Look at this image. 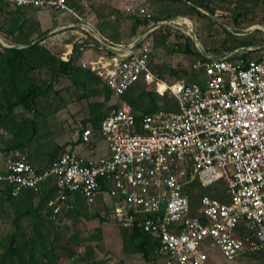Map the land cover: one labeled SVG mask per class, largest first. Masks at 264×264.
Segmentation results:
<instances>
[{"label": "built area", "instance_id": "1", "mask_svg": "<svg viewBox=\"0 0 264 264\" xmlns=\"http://www.w3.org/2000/svg\"><path fill=\"white\" fill-rule=\"evenodd\" d=\"M0 1L72 12L68 0ZM137 12L150 19L147 10ZM75 18L81 31L98 43L78 39V51L104 52V63L94 72L114 97L137 84L155 86L161 95L168 91L175 109L157 110L137 120L126 105L108 108L97 131L108 155L89 161L64 151L42 168L22 156L7 157L0 188L17 198L52 187L54 215L72 211L79 198L87 205L109 199L122 228L139 227L158 241L159 264H210V248L229 261L264 251V56L251 60L205 56L200 84L168 85L151 71V49L145 43L132 48L112 43L85 20ZM162 25L180 26L176 20L152 23L142 39ZM68 27L74 25L64 28ZM80 66L86 68L83 62ZM93 136L85 129L81 142L90 145ZM192 183L202 188L221 183L224 194L200 196L192 214L186 194Z\"/></svg>", "mask_w": 264, "mask_h": 264}, {"label": "trees", "instance_id": "2", "mask_svg": "<svg viewBox=\"0 0 264 264\" xmlns=\"http://www.w3.org/2000/svg\"><path fill=\"white\" fill-rule=\"evenodd\" d=\"M220 1L145 0V3L151 14L150 22L153 24L179 16L188 19L191 16H196L197 19L201 20L203 25H205L206 34L204 43L200 45L206 56L217 58L231 55V59L238 57L249 60L254 59V53L260 50H247L237 54V50L241 47H251L253 44H239L236 38L240 37L236 36L234 34L235 32H227L223 27V25L233 26L237 24L238 28L241 29V26L238 24V16L243 17L246 13L236 12L234 8L227 12H220L217 8ZM0 4H2L0 5V9H3V13H0V32L7 37H11L15 45L13 48H0V111H4V113L0 114V119L10 116L17 109H23L29 112L38 111L37 105L39 99L48 96L52 86L58 83L60 78L68 79L72 86L81 89L82 93L79 95V100L84 99L88 101L92 99L88 103L90 113L88 120L92 126L93 133L98 131L101 120L104 118L108 108L111 107L120 108L126 105L133 113L137 112V120H140L143 115L156 112L157 110H174V104L169 103L166 95L162 96L164 97L163 105L159 107L156 100L153 99L152 90H143L134 97L132 95L134 87L130 88L122 96L117 97L116 99L118 101L115 104L105 108L104 105L113 95L106 87L104 81L93 70L90 68L85 69L77 65L76 61L80 52L78 51V44L76 42L73 46L70 59L64 61L62 58L64 51H62L61 55L54 54L43 45V42L46 40L44 35L47 32L42 31L37 34L34 30L36 27L33 28L27 25L28 17L24 9L4 4L1 1ZM201 10L207 12L211 18L223 20V25L220 27L221 30L215 29V21H212ZM111 14V11L107 13L96 11V29L102 37L113 43L121 41L120 29L124 21L131 22L130 27L132 32H135L138 26H145L148 23L147 21H142L136 15L126 17L124 14L119 17L117 15V18L112 21L110 20ZM228 20H232L234 22L232 23L233 25L225 23L229 22ZM184 21L190 26L189 21ZM13 23L17 24L16 28L12 26ZM252 25L253 22L249 21L247 27ZM150 36L153 37V47H167V39L173 37L175 43L171 51L173 53L199 57V70L200 74L203 75L202 64L207 62L208 59L199 53L194 42L188 36L183 33H178L177 30H173V28L171 29L167 25H162L150 33L137 47L142 45ZM181 38L184 39L183 42H180ZM91 39L89 36L85 40V43L94 41L97 46L98 43ZM16 45H23L24 47L17 48ZM152 57L151 50L149 56L150 69L153 74L163 79L161 72L164 67L163 65L153 63ZM43 70L47 71L50 76L47 82L40 83L34 76V73H40ZM199 75L193 78L197 79ZM162 86V84L159 85V91ZM155 89L156 87L153 86V91ZM55 93L58 94L57 91ZM97 97L102 98L101 102L94 101ZM144 99H148V106L143 105ZM32 128L33 132H35V123L33 122ZM87 128L85 125L84 129L81 130L78 142H81L80 136L83 130ZM62 150L63 148L56 149L48 158L46 165L64 152ZM31 159L33 160V158ZM27 161L35 166L33 164L35 161L32 162L30 159ZM42 167L39 166L38 168ZM224 190L221 183L207 188H202L196 183H192L186 188V194L190 198L191 204L195 206L200 196L209 195L219 198L224 194ZM54 194V189L51 187L48 190H42L38 193L26 192L14 198L0 188V206H4V204L13 205L16 200H18V204L27 200L31 206L33 199H37L36 206L26 208L22 212L15 211L11 219V230L4 236H0V264H59L62 258L71 257L72 243L75 238L66 237L63 232L64 229L62 230L61 227L64 226L62 225L64 219L71 218L73 214L76 215L79 209L77 204H75L72 211L61 210L60 213L54 215L51 204L55 197ZM101 202L100 200L96 204V210L98 212L101 209L107 211V213L111 214V218L115 220L110 208L106 205L107 202ZM103 220L100 217V221L104 222ZM128 237L137 253L141 254L147 262L150 261L152 254L155 255L156 260L162 258L159 253L158 241L143 233L139 227L129 229ZM95 238H99V236L97 235ZM150 262L153 264L154 261Z\"/></svg>", "mask_w": 264, "mask_h": 264}, {"label": "rangeland", "instance_id": "3", "mask_svg": "<svg viewBox=\"0 0 264 264\" xmlns=\"http://www.w3.org/2000/svg\"><path fill=\"white\" fill-rule=\"evenodd\" d=\"M226 5L228 7L227 9H233L235 7L242 14L246 13L243 17L238 16V24L241 26L240 31L242 33L244 32V28L249 24V21H252L253 25L258 24L262 26L264 29V0H228ZM76 9L83 19L89 21L91 19L93 20L92 17H96V11H101L102 13L111 11L112 14H116L118 11L116 6L111 5L110 0H82L80 6L76 7ZM38 15V22L45 29H51L68 23L78 24V22H75L76 18L67 12L54 13L45 9L41 10ZM207 16L212 21H215V29L222 27L223 20L211 18L210 15ZM190 20L194 26V31L191 32V36L194 35L198 40L197 42L203 44L206 34L205 25L196 16H191ZM29 21L27 25L35 28V25L31 23L32 20ZM228 21L225 23H234L232 20ZM130 24L131 22L126 20L120 29L121 40L126 43L138 38L140 33L145 29L141 25L137 27L135 32H132ZM233 26L238 27L237 24ZM223 27L229 33L236 32L234 28L227 29L225 26ZM34 30L37 34L42 32L37 26ZM48 30H45V32ZM76 30L75 27L60 30L50 36L47 34L44 36L46 40L43 42V45L50 49L52 53L61 55L62 51H64V45L72 43L74 31ZM173 30L182 33L178 28H174ZM134 36L135 38H133ZM236 39H238L241 45L252 43L258 47H264V31L261 29H254V31L250 32L246 31L242 37ZM152 41L153 37L150 36L145 44L152 50V62L163 65L164 68L162 69L161 76L166 84L169 85L180 80L196 84L202 82L203 75L200 74L199 70V57L173 53L171 51L175 43L173 37L167 39V47H153ZM183 41L184 39L181 38L180 42ZM201 51L204 52L202 47ZM259 55L264 56V52L262 54L255 52L254 58ZM80 57L86 62L88 68L95 70V63L92 64L90 62H97L96 60L99 57L101 58V54L91 48L81 54ZM198 75L199 77L197 79L193 78ZM34 76L38 82L42 83L49 80L50 74L43 70L40 73H34ZM137 86L133 90V96H136L143 90L150 89L153 93V99L157 101L159 107L163 105L164 97L154 92L152 86ZM56 91L58 94L55 93ZM81 93V89L72 86L68 79L60 78L59 82L52 86L49 95L39 99L37 105L38 111L29 112L23 109H17L10 116L2 117L0 119V172L3 171V157H14L13 155L16 156V153L18 155L29 154L33 158L31 161H35L34 164L37 166L46 164L48 158L56 149L60 148H63L62 151L73 150L72 152L85 159L108 155L106 143L98 133L91 138L90 145L78 144L80 132L85 126L82 122L89 114V111H86L88 103L92 101V99L88 101L84 99L79 100ZM163 95H166L168 97L167 100L172 104V100L168 96V91ZM117 101L118 99L116 97H110L106 103V107L115 104ZM143 105L148 106V99L143 100ZM82 108L85 111H81ZM2 113L4 111H0V114ZM32 122L35 123V132H33ZM18 203V200H16L13 205L4 204V206H0V236H4L11 230V219L14 216V212H22L26 208L36 206L37 199H33L31 206L27 200L21 204ZM77 207L79 212L76 215L73 214L71 218L64 219L62 222L64 226L61 227L62 230L64 229L63 232L66 237L75 238L72 243V252L70 253L72 258H62L59 264H151L150 261H154L153 264H159L161 262V259H155L154 254L151 255L150 261L147 262L144 260L129 240V229H124L119 226L107 211L101 209L98 212L95 205H87L81 198L78 199ZM191 212L192 214L196 212V207L193 205ZM97 213L99 214L98 216ZM100 217L104 219V222L100 221ZM97 235L99 238H95ZM208 252L211 256L210 264H264V251L243 254L232 261L224 259L214 248H210Z\"/></svg>", "mask_w": 264, "mask_h": 264}, {"label": "crops", "instance_id": "4", "mask_svg": "<svg viewBox=\"0 0 264 264\" xmlns=\"http://www.w3.org/2000/svg\"><path fill=\"white\" fill-rule=\"evenodd\" d=\"M218 1V0H217ZM110 2H111V5L112 6H116V8H117V12H116V14H111V16H110V20H115L116 18H117V15H118V17L120 16V15H125L126 17L127 16H131V15H136L138 18H140L142 21H147L148 23L144 26V25H142L143 27H145V29L140 33V36L138 37V38H136V39H134L133 41H131V42H124V41H119L118 43H120V42H123V43H125V44H133V43H135L140 37H142V35L144 34V32L147 30V28L149 27V26H151V22H150V19H151V14L149 13V11H148V8H147V6H146V4H145V0H110ZM82 3V0H68V2H67V5H68V7H69V9L72 11L71 13H69V12H67V13H69V14H71L74 18H75V16H78V17H80L81 19H82V21H84L85 19H83L82 18V16L77 12V9H76V7H78V6H80V4ZM227 1L226 0H221L220 1V3H218V10L220 11V12H227L228 10H230V9H227L228 7H227ZM10 5V4H9ZM73 5V6H72ZM75 5V6H74ZM14 6V5H13ZM16 7V6H15ZM17 8H20V7H17ZM126 8H130L131 9V11L132 12H129V13H127V12H125V9ZM140 8H143V9H145V10H147V12L150 14V19H146V18H144V17H141V16H139L138 15V9H140ZM232 8V7H231ZM21 9H24L25 10V12H26V14H27V17H28V21L29 20H32V22L31 23H33V25H35V27L37 26V27H39V29H41L42 31H45V30H48V29H50V28H42L41 27V25H40V22H38L39 21V15L38 14H40V11L41 10H45V9H31V8H21ZM252 10V9H251ZM250 10V11H251ZM203 13H205L206 15H208V13L207 12H205V11H203V10H201ZM234 11H236V12H241L240 10H238V8H235L234 7ZM3 13V9H0V13ZM0 16H1V14H0ZM93 18V20L91 19L90 21L89 20H85L87 23H89L90 25H92L95 29H96V23H97V18L94 16V17H92ZM168 20H176L177 22H179V24H180V26L179 27H177V26H169V27H171V28H178L179 30H181V32L183 33V34H185L186 36H188V37H190L192 40L193 39H195L193 36H191V32H193L194 31V26H193V24H192V22H191V20L190 19H188V18H186V17H175V18H172V19H168ZM184 20H187V21H189L190 22V26L184 21ZM165 21H167V20H165ZM30 22V21H29ZM75 22H77V21H75ZM69 24H73L74 25V27L73 28H75L76 27V31H74V35H73V41H72V43H70V44H66V45H64V52L62 53V58L64 57V55H66V54H69L70 52H72L73 51V46H74V44H75V42L78 40V39H82V38H84V39H86L85 37H88V36H86V34L84 33V32H82L81 31V29H80V26H78V24H75V23H68V24H64V25H60V26H58V27H54V28H51L50 30H48V31H46L47 33L45 34V35H52V34H54V33H56V32H58V31H60V30H66V29H72L71 27H68V28H64V27H66L67 25H69ZM12 26L14 27V28H16L17 27V24H12ZM141 26V25H140ZM223 26H225V25H223ZM139 27V26H138ZM227 29L228 28H234V30L236 31L234 34L236 35V36H238V37H242L243 36V34L247 31V32H250V31H254V29L255 30H258V29H261V30H263L264 31V29H263V27L262 26H260V25H258V24H255V25H252V26H250V27H248V28H244V32L242 33L241 31H240V28H238V27H232V26H225ZM183 28V29H182ZM97 30V29H96ZM98 32V31H97ZM99 33V32H98ZM100 34V33H99ZM44 35V36H45ZM149 34H146V37L148 36ZM100 36H101V34H100ZM102 37V36H101ZM104 38V37H103ZM133 38H135V36L133 37ZM133 38H131V39H133ZM149 38V37H148ZM148 38H147V40H148ZM104 39H106V38H104ZM92 40V39H91ZM106 40H108V39H106ZM144 39H142V40H140L139 41V43H141V41H143ZM146 40V41H147ZM109 41V40H108ZM146 41L144 42V43H146ZM198 40L196 39V42H197ZM94 42V41H93ZM111 42V41H110ZM113 43V42H112ZM139 43L137 44V45H139ZM198 43V42H197ZM199 44V43H198ZM200 45V44H199ZM264 45V44H263ZM13 48V47H15V45H14V41H13V39L11 38V37H7L5 34H3L2 32H0V48ZM16 47L17 48H23L24 46L23 45H16ZM93 49H95V48H93ZM264 47H258V46H255V45H253V46H251V47H241L240 49H238L237 50V54H239V53H241V52H243V51H247V50H250V51H257V50H260L259 52H256L257 54H259V53H263L264 52ZM88 50V49H87ZM97 52H100V54H101V58L99 57L96 61L97 62H90V63H95L94 64V66H95V70H93V71H96V68H97V66L99 65V64H102V63H104V52L103 51H101V50H97V49H95ZM86 51V50H85ZM84 51V52H85ZM84 52H82V53H80L79 54V57H78V59H77V61H76V63H77V65H79L80 66V62H83V63H85L86 64V62L84 61V60H82L81 59V54H83ZM260 56V55H259ZM254 58V57H253ZM257 58V57H256ZM81 67V66H80ZM86 68H88V66L86 65ZM85 68V69H86ZM91 70H92V68H90ZM164 81V80H163ZM164 83L166 84V82L164 81ZM138 86L139 85H143V84H137ZM136 85V86H137ZM136 86L134 87V89L136 88ZM137 86V87H138ZM146 87H150V86H146ZM154 92H156L157 94H159L160 96H163V94L161 95L160 93H158L157 91H154ZM135 97V96H134ZM170 98V97H169ZM101 100H102V98L101 97H97V98H95L94 99V101H97V102H101ZM172 100V99H171ZM156 103H157V101H156ZM172 103H173V101H172ZM174 104V103H173ZM104 107L105 108H107L106 107V104L104 105ZM126 107H128V106H126ZM129 108V107H128ZM173 109H175V106H174V108ZM131 110V109H130ZM15 111H17V110H15ZM81 111H85V110H83V108L81 109ZM86 111H89V109L87 108V110ZM89 116H90V113L88 114V116L87 117H85V119H84V121L82 122V124L83 125H89V127L87 128V129H90V130H92V126H91V124H90V121L88 120L89 119ZM95 134H97V131H96V133H94V135ZM82 142H79L78 144H81ZM83 144V143H82ZM84 145V144H83ZM91 147V146H90ZM92 148V147H91ZM91 148H89V149H91ZM71 151H73V150H71ZM92 154H94V152H92ZM13 156H15V155H13ZM16 156H22V157H25L26 158V160H31V156L29 155V154H17L16 153ZM8 157H10V156H8ZM103 157V156H102ZM4 158V161H5V159H6V157H3ZM98 158H100V157H97V158H90V159H87V160H89V161H94V160H96V159H98ZM33 162V161H32ZM34 164V163H33ZM47 164V163H46ZM46 164H44V165H46ZM35 165V164H34ZM44 165H42V166H44ZM41 166V167H42ZM35 167H39V166H37V165H35ZM100 201V200H99ZM102 202H107L106 203V205L110 208V210H111V212H112V214L114 215V212H113V203L109 200V199H106L105 201H102ZM101 202V203H102ZM98 203V202H97ZM96 203V204H97ZM96 204H95V206H96ZM117 222V221H116ZM120 226V225H119ZM211 256L209 255V258H210ZM210 260H211V258H210ZM211 262V261H210Z\"/></svg>", "mask_w": 264, "mask_h": 264}, {"label": "water", "instance_id": "5", "mask_svg": "<svg viewBox=\"0 0 264 264\" xmlns=\"http://www.w3.org/2000/svg\"><path fill=\"white\" fill-rule=\"evenodd\" d=\"M141 39H142V37H140L135 43H133V44L130 46V48L135 47V46L139 43V41H140ZM193 41L195 42V45H196L198 51H199L203 56H206V54H205L204 52L201 51V47H200V45L196 42V39H193Z\"/></svg>", "mask_w": 264, "mask_h": 264}, {"label": "bare ground", "instance_id": "6", "mask_svg": "<svg viewBox=\"0 0 264 264\" xmlns=\"http://www.w3.org/2000/svg\"><path fill=\"white\" fill-rule=\"evenodd\" d=\"M164 87H165V86L163 85L162 88L160 89V91H163V90H164Z\"/></svg>", "mask_w": 264, "mask_h": 264}]
</instances>
